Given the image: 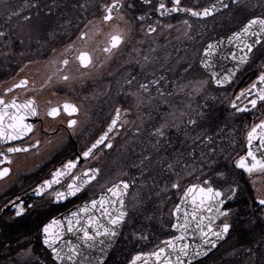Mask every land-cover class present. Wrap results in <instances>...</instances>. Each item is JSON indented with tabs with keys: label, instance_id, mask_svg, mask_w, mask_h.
Segmentation results:
<instances>
[{
	"label": "flooded vegetation",
	"instance_id": "flooded-vegetation-1",
	"mask_svg": "<svg viewBox=\"0 0 264 264\" xmlns=\"http://www.w3.org/2000/svg\"><path fill=\"white\" fill-rule=\"evenodd\" d=\"M213 1L215 0L205 4H200V2L188 4L185 0H181L180 6L201 9ZM241 1L210 17L197 19L180 12L160 16L158 14V0H153L150 3L132 0L133 7L128 10L134 14L132 20L134 21L133 26H136L134 30V37L136 39L128 40L125 32L126 24L120 23L122 21L118 16L119 8L114 15V19L109 24L114 22L120 26L119 30L124 33L125 43L111 55L101 51L103 42L105 41L104 38L109 33V31L104 30L102 32L101 27H99L100 24L104 23L95 22L90 27L85 28L91 19L101 18L104 9L101 11L100 17H92L81 23L82 18L77 23H73L74 9L71 7L56 8L61 16L59 23L55 24L52 29L53 32L51 31L52 46L49 51L41 59L30 60V62L38 63L30 64V62H27L19 67L6 82V86L2 88L1 95L5 100L13 96L32 98L39 105L38 108L42 110V114L31 134L22 140L6 144L0 149V153H3V155H0V160L9 159L8 163L0 164V170L5 167L9 170L5 176L0 178V181L7 179L12 174L16 165L31 162L40 156H48L54 159L47 168V171L39 175L33 183H0V264H57L53 262L49 249L43 245L41 231L43 225L57 214L85 201L103 191L117 180L122 179L118 178L106 184L98 183L100 178H103V166L98 165L92 160L98 155L104 158L108 155L106 153L111 154L115 147L120 152L122 144L128 147L131 144L130 141H133V138L138 136L137 134L140 133L142 135L144 133V130L142 129L141 131L136 128L137 126L145 128L146 138L143 141L146 144L145 146L144 143L130 145L131 151L126 154L127 156L134 157L139 155L142 158L149 159L152 166L147 171L153 173V160L160 154L164 158H177L179 160L185 157H199L202 154H206V158L208 157L210 162L199 166L196 179L191 183L203 186L204 181H210L213 188L224 193L221 188L216 186L217 139L215 123L217 97L215 94L217 88L211 85L209 75L203 72L198 61L202 49L208 41L222 35H227L238 27L219 32L218 34L216 32L210 34V30L214 26L208 25L206 22L211 18L226 13L232 8H239L238 5ZM260 1L255 0V3L259 4L258 8L260 12H263L264 6L260 5ZM123 2L121 0V3ZM164 3L166 8L173 7L172 0H164ZM150 4L152 6H148ZM240 9L245 14H249L247 9ZM260 12L257 11L255 15H259ZM141 16L145 17V19L139 20L138 17ZM174 20H177V22H174ZM185 20L188 21L187 25L183 23ZM149 25L155 27L156 31L149 33ZM189 26H194L195 29L187 37L189 40L186 39V43L182 47L179 40L174 39L180 37L181 33L182 35L188 33L189 31L186 30ZM82 32L88 33V36L83 40L78 39ZM263 41L264 38L261 43ZM170 42L173 43L170 45ZM258 46L250 53L244 68L236 74L232 83L240 80V85L236 87L232 95L235 92L250 89L255 79L261 72H264V67L262 69L251 67L253 53ZM196 49L197 51L199 50L197 56L198 71L206 76L210 85L195 91L194 96L188 98L189 101L185 107V102H181L179 98L182 95L184 99L185 90L181 92L179 88L184 83L183 80H189L191 76L190 71H187L185 75L188 77H184V75L182 78L179 77L178 73L179 71L182 73L183 69V65L179 63H182L181 57L183 51L194 52ZM81 52H86L91 56L92 63L88 67L81 66L76 59ZM98 53L100 55L97 57ZM145 55L149 57V61L147 62L143 59ZM64 59L69 60L67 65L62 63ZM48 60H51L50 71L46 65ZM97 73H101L98 118L104 117L106 120L101 128L96 131L89 126L87 128L86 123L81 127V106L79 104L83 103L84 89L87 85L92 84L89 82L85 83L84 80L87 77L93 78L97 76ZM130 75L136 76L137 82H147L148 80L163 76L165 79L161 82V88L166 93H171V95L161 99L153 88L151 102L149 103L147 97H145V103L138 105L136 97L130 95V93L137 91L135 83L132 88H129L124 83L125 79L129 78ZM170 75H173L172 79ZM63 76H68L69 79L65 81L62 79ZM41 79L43 80L42 83L40 82ZM21 81H27V83L17 87ZM11 86L13 87L11 91L5 93L4 90ZM259 89L253 90L236 108L245 106L249 100L255 98ZM189 92L187 91V93ZM109 98H111L110 100L113 99L110 107L107 105ZM65 103L75 105L78 111L69 115L60 108L57 115H48L51 109H58L60 105ZM193 106L194 110L190 115L194 118H196L197 113H204V116L198 120V125L195 127L187 124L188 116L180 117L181 113H185L186 108L191 109ZM117 109H120V122L115 126V130L109 133L108 142L112 144L111 148H107L105 145L98 146V149L93 150L87 159L80 162L71 171L69 176L62 180L61 184L53 186L46 195L43 197L28 196L22 200L21 197L27 191L40 181L50 177L51 173L64 161L74 159L77 154L87 149L103 132ZM124 112L127 113L123 115ZM239 114H242L248 120L243 133L245 136L255 124L264 121V103L258 102L255 108L251 107ZM134 116L135 118L133 119ZM127 119H130V121L126 122ZM69 120H76L77 124L73 128H69ZM208 121L210 122V136H205L203 142H201V138L194 139V145L189 146V151L187 152L185 133L189 132L191 134L193 130H199L198 126L201 123L207 127ZM165 123L169 125L165 129L166 135L157 143L156 138L151 136V133L156 127ZM132 126H135V128L130 129ZM209 137L211 138L210 143L208 142ZM83 139L85 143L82 142ZM245 143L246 141L243 143V152L246 150ZM15 146L23 147L27 151L7 152L9 148ZM179 162L171 169L167 165L166 169L164 168L166 174L182 167L181 163L183 161ZM205 162L207 161L205 160ZM91 167L97 168L99 173L96 179L85 185L84 189L77 193V195L69 196L67 199L60 200L59 202L53 198L55 192L64 191L67 188V185L71 182V176H76L81 171ZM233 169L237 172L240 182L233 184L227 194L224 193L223 199L225 203L222 205V209L230 210V215L226 219L225 217H219L213 222L216 230L224 222L229 223L231 228L216 243L215 247L208 250L202 257L188 264H264V205L259 204V201L264 199V170L255 169L249 173L241 171L236 167ZM124 179L128 180L126 177ZM128 181L130 182L126 201L128 215L104 264H125L134 254L152 252L157 247L164 245V241L174 237L177 233L172 227V213L169 216L157 218H154L152 215L145 218L137 215L131 218L128 208V198L131 195L133 184L130 180ZM233 189L235 190L234 192L232 191ZM229 197L231 198L229 199ZM17 202H22L24 208V212L20 216L16 215ZM6 205L8 209L2 211ZM191 227L195 226L192 224ZM160 233H162L161 242L156 246L149 245L148 243L152 242L153 235ZM190 233L193 232L190 231ZM197 233L199 235V244L202 247L207 246V244H203L198 231ZM184 236L186 238L188 235L184 234ZM139 243L149 245V247L135 249ZM128 249L132 251L129 252L127 260L121 261V257L116 258L120 251L128 252Z\"/></svg>",
	"mask_w": 264,
	"mask_h": 264
},
{
	"label": "snow or ice",
	"instance_id": "snow-or-ice-1",
	"mask_svg": "<svg viewBox=\"0 0 264 264\" xmlns=\"http://www.w3.org/2000/svg\"><path fill=\"white\" fill-rule=\"evenodd\" d=\"M145 3H150V0H144ZM223 3V0H220ZM233 3H238L239 0H232ZM173 7L166 8L165 3L161 2L159 4V9L161 15H164L165 12L173 13V12H186L190 13L194 17H207L211 16L213 12L216 10V5H212L211 8H204L202 11H196L192 8H184L181 7V0H172ZM125 5L121 3V0H113L111 4H106L103 6L104 12L102 16L101 23H110L113 19V12L118 8H123ZM129 8L133 5L128 4ZM225 8L228 7L227 4L223 5ZM23 8L18 11L11 12L9 15V19L13 16L21 15ZM26 20L31 19V17H25ZM139 20H144L145 17H138ZM184 24H188V21H184ZM190 27V26H189ZM258 27V31L254 30V28ZM156 31L155 27L151 25L148 26V32L153 33ZM251 32L252 36L257 37L254 43L245 44V48L247 49L243 55L237 57L235 53L232 54L233 60H239L240 63H247L248 54L253 51L255 45H259L261 43L260 37L264 35V18L255 17L250 19L247 24L241 28L239 32H235L232 34V37H229V42L233 38L240 40L245 38L248 33ZM4 32H0V37L5 36ZM88 36L87 32H82L78 39L83 40ZM125 43L124 33L120 31L118 28L109 32L107 38L103 42V46L101 51L106 54L111 55L115 50L119 49V47ZM71 47V46H70ZM216 50V45L208 44L207 48L204 51V57L202 58L201 63L205 68L210 67L208 62V58L213 55ZM154 51V50H153ZM76 59L79 61L81 66L88 67L92 63L91 56L86 52H81ZM144 61H149V57L145 55L143 57ZM138 62V61H137ZM64 65L69 63L68 59H64L62 61ZM187 71V69H186ZM154 75V74H153ZM231 77V73L229 76L224 77L223 80L218 78L216 73L212 74V79L220 85L229 80ZM63 80H68V76H63ZM165 78L163 76L148 80L147 82H137L136 76L130 75L129 78L125 79L124 83L129 88H132L134 83L136 85L137 91L130 93V95L136 97L138 105L145 103V97H147L148 102H151L152 96L151 92L153 88L155 89L157 96L161 99L165 98L171 93H166L161 88V82ZM27 81H21L20 87L25 85ZM204 82H195L193 84L190 82L188 85L180 86L181 90L185 87L192 88L193 91H198L199 86H201ZM257 83L264 84V72H261L257 78ZM257 83H253L251 88L248 89L249 94H251L252 89L257 88ZM8 91H11L9 89ZM243 95V93H241ZM239 99V97H238ZM264 103V88H260L256 93V97L254 99L249 100V104L252 108L257 106V103ZM35 102L32 100L25 101L22 104H18L15 99L11 103L5 102L4 99L0 98V139L6 140H14L19 139L22 136L26 135L28 132L32 131V126L24 123L26 116L28 115H36V109L34 107ZM233 108H236L235 102L232 104ZM8 109H14L13 112H9ZM60 109L53 108L48 112V115L55 116L58 114ZM62 110L67 112L69 115L76 113L78 111L77 107L72 104L65 103L62 106ZM237 111H246L247 108L244 109H236ZM186 113H181L180 117L183 118ZM204 116L203 112L197 113L196 118L192 115H188L187 124L189 126H197L198 120ZM8 119L7 129L5 128V118ZM120 120V109L116 110V118L112 120L111 124L108 126V129L105 131L104 135L92 144L87 151L83 152V158L87 159L93 152L94 149H98V146L105 145L107 148H111L112 144L108 142L109 133L115 130V126L117 122ZM77 124L76 120H69L68 127L73 128ZM175 126V125H173ZM169 127L167 123L161 124L159 127H156L154 131L151 133V136L155 137L157 143L160 142L162 138L165 137L166 132L165 129ZM11 131H8V130ZM12 133H15L13 135ZM259 140V148L264 149V121H261L259 124H256L250 132H248V144L249 150L247 152V156H242L236 162V167L244 169L245 171L251 173L254 169L264 170V158L258 159L256 153L252 150L253 140ZM208 142H211V138H208ZM9 152L16 151H27V149L21 148H9ZM3 155V153H0ZM261 156L264 157V152H261ZM251 158V163L248 162L247 158ZM147 159V158H145ZM80 157H77L75 161L69 160L66 164L63 165L62 168L57 169L55 173L52 174L51 180H45L42 184L38 185V187L34 190V195L38 197H43L48 193L49 190L53 188L54 185H59L62 182V179L66 176H69L71 170L77 167L79 163ZM169 169L173 167L172 164L168 165ZM8 169L5 168L0 170V177L5 176L8 173ZM99 173L98 169H88L83 172L80 176H71L72 182L67 185V188L64 191H58L54 193L53 198L59 202L60 200L67 199L69 196H75L82 189H84L85 185H88L91 181L95 180ZM173 188L179 189L180 185L178 183L172 184ZM129 185L123 181L119 184L114 185L111 188L107 189L108 195L101 196L98 200L92 199L90 202L85 203L81 208H79L76 212L71 214L70 218H67L66 225L62 220L53 218L49 223L43 225L42 234H43V244L46 245L52 251V255L56 260L61 262H68V264H104L103 260L100 257L92 256L91 252L88 250L94 249L97 245H101L99 251L101 255L105 253L106 249L110 247V242L117 236L116 228L121 225L128 213L125 207V201L123 199L124 194L126 193ZM235 191L234 189L232 190ZM200 193V198L197 201L196 193ZM224 193L218 189H215L211 186L210 181H204L203 186L192 185L185 192V197H191L193 202V212L191 214V219L188 218V215H185V219L183 223L173 224V228H177L182 233H188L189 228L192 223H195V231H198L200 234V238L203 244H211L212 247L216 246V243L219 239L223 238V236L229 232L231 225L227 222L222 223V226H219L218 230L214 227V221L219 217L227 218L230 215V210L222 209V205H224L225 200L223 199ZM231 197H229L230 199ZM119 203L120 208H115V205ZM260 205H264V199L259 201ZM31 207V206H29ZM99 210L100 216L95 217L93 212L95 210ZM199 209H204L207 212L214 213L212 216L202 215ZM177 213L180 211V206L177 205L176 210ZM24 212V208L22 202L16 203V215L20 216ZM81 213L86 217V223L83 222V218L81 217ZM107 220V224L103 223L102 220ZM207 221V223H205ZM67 232H76L79 233V237L76 242L62 241V232L65 230ZM214 237L215 239H212ZM184 235L175 236L170 240L164 241V247L158 248L157 251L149 254L147 258L142 255H136L132 258L130 264H137V261H141L142 264H148V259L151 257H155L153 264H183V260L181 257L189 256L190 254H194L195 256H199L200 251H195L194 253H190V245L187 243H183L181 246H177V242L183 241ZM170 249V251H168ZM88 251V255H85V252ZM175 256V260L172 257Z\"/></svg>",
	"mask_w": 264,
	"mask_h": 264
},
{
	"label": "rangeland",
	"instance_id": "rangeland-1",
	"mask_svg": "<svg viewBox=\"0 0 264 264\" xmlns=\"http://www.w3.org/2000/svg\"><path fill=\"white\" fill-rule=\"evenodd\" d=\"M111 1L112 0H85L84 5L82 6H71V8L75 10H73L74 13L79 12L83 14L76 17V15H74L73 13V23H77L78 20H81L82 18L83 20L81 23L92 17H100L103 6L109 4V2ZM210 1L212 0H185V2L188 4L197 2H200V4H205ZM263 3L264 0H261L260 5L262 4V6H264ZM38 4L39 0H0V32L2 31L6 34L5 36L0 37V95L2 93V88H4V86H6L7 84L6 82L9 80V78L12 77V75H14L19 67L27 62H30V60L41 59L52 46L51 31L53 32V26L59 23L61 15H59V11L56 10L57 7H51L49 14L47 13V10H49V8L45 7L44 5L43 7L39 5L40 9H38ZM123 4L125 6L123 8H120L118 11V16L122 21L120 23L126 24L125 32L128 40H135L136 37H134V30L136 29V26H133L134 21L132 20L134 18V14L129 12V7L127 6L128 4L132 5L133 2L132 0H124ZM148 6H152V4ZM238 7L239 8H232L226 13L220 14L208 20V22L206 23L208 25H213L215 28L210 30L209 33L212 34L216 32L218 34L219 32L233 29L239 26L243 21H245L248 15L253 16L257 13V11L260 12V9L258 8L259 4H256L255 0H242L239 3ZM21 8H23L21 15L13 16L11 19H9V15L11 12L18 11ZM240 8L247 9L249 14H245V12L240 11ZM261 14L262 11L259 15ZM26 16L31 17V19L26 20ZM99 19L101 21V18ZM96 21L97 20L95 19H91L89 22ZM174 22H177V20H174ZM99 27H101L103 32V30L113 31L117 28L119 29L120 26L112 22V24H100ZM194 29V26L187 27L186 31L189 32L184 35H182L181 33L180 37L174 40H179L183 47V44L186 43L185 40H189V38L187 37L193 33ZM172 43L173 42H170V45ZM198 51L197 49L194 52H188L186 50L183 51L181 57L182 63H179L183 65L181 74L185 77L187 76L185 75V72L190 71L191 79H184V83L182 84V86L188 85L190 82H192L193 84H195V82H204L201 86H199V88L207 87L210 85L206 76L198 71ZM253 54L254 55L251 61V67L262 69L264 67V41L258 46ZM23 58L25 59L22 60ZM34 63L38 62H30V64ZM97 74L98 75L93 78L87 77V79L84 80L85 83L89 82L92 84L87 85L84 89L85 94L83 96V103L81 102L79 104L81 106V127L86 123L87 128L89 126L96 131L101 128L102 124L106 120V118L104 119V117H101L100 119L98 118L101 73ZM40 82L42 83L43 80L41 79ZM239 85L240 80L232 83L226 88H223L221 91L217 90L215 94L217 97V106L221 108L223 113L224 119H222V122L225 125L224 127H226L225 130L227 131L228 137L227 150L222 151L224 161L222 164H220L219 161H217L216 163V186L221 188L225 194L230 191V188L233 186V184L240 182V180H238V174L233 168H235L234 162L236 158L241 153H243V143L245 142L243 133L248 121L247 118H244L242 114H239L230 106V103L234 97L232 93ZM184 90V99L182 95L179 98L181 99V102H185L186 107L188 104L187 102L189 101L188 98L193 97L195 91H193L192 88L185 87L183 90H181V92H184ZM187 91L190 92L187 93ZM110 99L111 98H109L107 102L108 107H110L113 103V99ZM193 110L194 106L191 109L186 108L185 113L190 115ZM185 116L187 117L188 115ZM134 118L135 116L133 117V119ZM128 121H130V119H127L126 122ZM134 128L135 126H132L130 129ZM136 128L140 129L141 131L143 129L144 133L142 135L140 133L137 134V137L133 136L134 140L130 141L131 144H129L128 147L125 144H122V150L120 152L118 148L115 147L114 151H112L111 154L106 153L108 155L104 158L99 155L93 158L92 161L96 162L98 165L103 166V178H100L98 183L106 184L112 180L125 177L130 180V178L134 177V174L131 173L132 166L129 167V165L126 164V160H124L123 163V159L125 158V156L126 158H128L126 154L130 153L131 146L136 143L141 144L145 142L143 141L146 138L145 128L138 126ZM232 129L235 132H233ZM195 132L196 134L194 135ZM185 134L190 133L186 132ZM191 134L194 135V139L201 138L202 141V134L199 133L198 130H193ZM191 134L188 137L189 139H192ZM185 140L188 139L185 138ZM82 142L85 143V140L83 139ZM221 150L222 149H219V146H217V155H219V152H221ZM53 159L54 158H49L48 156H40L31 162L16 165L15 169L12 171V174L7 179L1 180L0 183H33L39 177V175H42L47 171V168L51 165L50 163L53 162ZM169 160V162H171L172 164L177 160L178 162L183 161V163H181L182 167L175 169L169 174H165V176L162 177L161 181L158 180L157 177L153 179V176L148 178L146 176L145 167H140L138 177L136 176L134 179H132L133 181L130 180L133 184L131 188V195L128 198V208L130 210L131 218H134L137 215L143 218L149 215H152L154 218L160 216H169L182 189L186 186V184L194 182V180L196 179V173L198 172L199 166L203 163L208 164L210 162L209 158H206V154H202L199 157H185V159L182 160ZM205 160L207 162H205ZM153 162L156 163L157 160H153ZM148 166L149 168H151L152 165L149 163ZM174 183H178L180 185L179 189L172 187V184ZM161 234L162 233L154 234L152 242L148 244H152L153 246L158 245L161 242ZM149 245L147 246L145 244L143 245L142 243H139L135 249L149 247ZM131 251L132 250L130 249H128V252L120 251L119 254H117L116 258L121 257V261L124 259L127 260L130 254L129 252Z\"/></svg>",
	"mask_w": 264,
	"mask_h": 264
},
{
	"label": "water",
	"instance_id": "water-1",
	"mask_svg": "<svg viewBox=\"0 0 264 264\" xmlns=\"http://www.w3.org/2000/svg\"><path fill=\"white\" fill-rule=\"evenodd\" d=\"M141 1L144 2V0H141ZM151 1H153V0H150V2H151ZM239 1H240V0H239ZM112 2H113V0H112L111 2H109V4H111ZM161 2L164 3V0H158V9H159V4H160ZM144 3H145V2H144ZM224 4H227L228 7H229V6H231V5L235 4V3H233L232 0H223V3H221L220 0H215V1H213L212 3H210L209 5H207V6L203 7V8H201V9H193V10H196V11H202L204 8H211L212 5H216V6H217V7H216V10H215V11L213 12V14H212V15H214V14L219 13L220 11L226 9V8L223 6ZM118 9H119V8H118ZM118 9H117V10H118ZM117 10H115V11L113 12V16H114L115 13L117 12ZM173 13H174V12H173ZM180 13H183V14H185V15H188V16H191V17H194V16H192L190 13H186V12H180ZM158 14H159L160 16H167V15H169V13H167V12H165L164 15H161V14H160V11H158ZM170 14H171V13H170ZM212 15H211V16H212ZM102 16H103V15H102ZM207 17H210V16H207ZM207 17H194V18H197V19H204V18H207ZM255 17L264 18V17H262V16H253V17L247 19L242 25H240L237 29H235V30L232 31L231 33H229V34H227V35L219 36V37H217V38H215V39H212V40L208 41V42L204 45V47H203V49H202V52H201V54H200V57H199V61H198V63H199V65H200V67L202 68V70H203L207 75L210 76L211 82H212V84H213L214 86H216V87H225V86L229 85V84L233 81V79L235 78L237 72L241 71V70L244 68V66H245L246 63H240L238 59H237V60H233V59H232V54L235 53L237 57L243 55L244 52L247 51V49L245 48V44H248V43H254V41L257 39V37L252 36V35H251V32H249L248 35H247L245 38H242V39H240V40H237V39L233 38V39L231 40V42H229V37H232V34H233V33H235V32H239V31L241 30V28H243V26H244L245 24H247V22H248L250 19H253V18H255ZM95 20H97L96 23H98V22L100 21V19H95ZM101 20H102V17H101ZM100 22H101V21H100ZM92 23H95V22H89V23L85 26V28L90 27ZM254 30H257V31H258V27L254 28ZM109 32H111V31H109ZM106 38H107V37H105L104 40H105ZM263 38H264V35H262V36L260 37L261 41L263 40ZM210 43L216 45V50H215V52L213 53V55H212L211 57L208 58V62H209V64H210V67L205 68V67L203 66V64L201 63V61H202V58L204 57V51H205V49L207 48V45L210 44ZM257 46H258V45H255L254 48L257 47ZM254 48H253V49H254ZM99 55H100V54L98 53V54H97V57H98ZM249 55H250V53L248 54V59H249ZM247 61H248V60H247ZM50 63H51V60H48V61L46 62V65L48 66L49 71H50ZM213 73H216V74L218 75V78H220L221 80H223L224 77L229 76L230 73H231V77H230L229 80H227V81L224 82L223 84L218 85V84L215 82V80L212 79V74H213ZM49 75H50V73H49ZM257 78H258V77H257ZM257 78L255 79V81H254L253 83H257ZM253 83H252V84H253ZM252 84H251V86H252ZM263 87H264V84H259V83H257V88H255V89H259V88H263ZM12 88H13V87L11 86L10 88L4 90V92L6 93V92H8L9 89H12ZM250 88H251V87H250ZM255 89H252V91L255 90ZM241 93H243V95H241ZM248 95H249L248 89H246L245 91H239V92L234 96V98L232 99V101H231V103H230V106L232 107V104L235 102L236 107H237V106H238V105L244 100V98L247 97ZM238 97H239V99H238ZM0 98H2V99L5 100V98H4L3 96H1V95H0ZM13 99H15L16 102H17L18 104H22V103H24L25 101H28V100H32V101L35 102L34 107H35V109H36V115H28V116H26V118H25V120H24V123L29 124V125L32 126V131H33L34 128H35V126H36V124H37V122L40 120V118H41L40 116H41V114H42V110H40V108H38L39 105H38L37 102H36L34 99H32V98H18V97H16V96H13V97H11V98L8 99V100H5V102L11 103V102L13 101ZM253 99H254V98H253ZM69 104H70V103H69ZM63 105H64V104L60 105V106L58 107V109L62 108ZM232 108H233V107H232ZM244 108H247V110H248L249 108H251V105L249 104V102H248L245 106L240 107L239 109H244ZM236 109H237V108H236ZM8 111H9V112H13L14 109H8ZM236 111H237V110H236ZM237 112H242V111H237ZM126 113H127V112H124L123 115H125ZM115 118H116V112H115L114 116L111 118V120L109 121L108 125H107V126L105 127V129L103 130V132H102V133H101V134H100V135H99V136H98V137H97V138H96V139L90 144V146H89L88 148H90V147L92 146V144L95 143V141H96L97 139H99L101 136L104 135L105 131L108 129V126L111 124L112 120L115 119ZM8 122H9V121H8V119H7V117H6V118H5V128H6V129H7V124H8ZM118 122H120V120H119ZM118 122H117V123H118ZM257 124H259V123H257ZM255 125H256V124H255ZM255 125H254V126H255ZM254 126H253V127H254ZM253 127H252V128H253ZM252 128H251V129H252ZM251 129H250L248 132H250ZM8 131H11V130L9 129ZM32 131L28 132L26 135L22 136V137L19 138V139H14V140L0 139V149H1L4 145H6V144L14 143L15 141H19V140L24 139V138L27 137L29 134H31ZM248 132H247L246 135H245V141H246V143H245V148H246V150H245V152H244L243 154L239 155V156L236 158V160H235V162H234L235 167H236V162L240 159V157H242V156H245V157H246V156H247V152H248V150H249V144H248ZM12 134L15 135V133H12ZM251 147H252V150L256 153L258 159L264 158V157L261 156V152H264V149H260L259 151H257V148H259V140H258V139H257V140H253V143H252ZM13 148H21V149H24L23 147H18V146H15V147H13ZM88 148L85 149L83 152L87 151ZM94 150H95V149H94ZM7 152H8V153H14V152H9V151H7ZM16 152H19V151H16ZM83 152L77 154V156H76L74 159H71V160L75 161V160L77 159V157H80L79 163L82 162L83 160H85V158H83ZM247 160H248L249 163H251V158H250V157H248ZM68 161H69V160L64 161L61 165H59V166H58V167H57V168L51 173L50 177H48V178H46V179L40 181V182H39L38 184H36L32 189H30L29 191H27L26 194H25L23 197H21L22 200H23L24 198L28 197V196H36V195H34V190L38 187V185L42 184L43 181H45V180H51V179H52V174L55 173L57 169L62 168L63 165L66 164ZM5 162L8 163V162H9V159H5V160L1 159V160H0V164L5 163ZM79 163H78V164H79ZM78 164H77V165H78ZM5 168H6V167H5ZM5 168H3V169H5ZM91 168H92V169H97V168H94V167H91ZM236 168L239 169V170H241V171L247 172V171H245L244 169H241V168H238V167H236ZM3 169H2V170H3ZM88 169H90V168H87V169L81 171V172H80L78 175H76V176H80L83 172L87 171ZM257 169H259V168H257ZM254 170H255V169H254ZM71 171H72V170H71ZM66 177H67V176H66ZM66 177H64L63 179H65ZM0 178H1V177H0ZM63 179H62V180H63ZM121 181H123V182H125V183H127V184L129 185V182H128L127 180H125V179L117 180L116 182H114L113 184H111L109 187L105 188L103 191L99 192L98 194H96V195H94V196H92V197L86 199L85 201H83V202H81V203H78V204L72 206L71 208H69V209H67V210H65V211H63V212L57 214V215H56L55 217H53V218H56V219L62 220V221L65 223V225H66L67 218H70V217H71V214H72L73 212H76V211H77L79 208H81L85 203L90 202L92 199H97V200H98V199H99L101 196H103V195H108V196H110V194L107 193V189L113 187V186L116 185V184H119ZM71 182H72V180H71ZM71 182H70V183H71ZM70 183H69V184H70ZM192 185L202 186L201 184L191 183V184H188V185L185 187V189H184L183 192L181 193V195H180L178 201L176 202L175 206H174L173 209H172V215H173V223H172V225H173V224H176V223H183L186 214L188 215V218L191 219V214H192V212H193V207H194V206H193V202H192L191 197H190V196H189V197H185V192H186V190H187L189 187H191ZM54 186H55V185H54ZM128 190H129V188L127 189L126 193H125L124 196H123V199H124V201H125V207H126V197H127ZM199 198H200V193L197 192V193H196V199H197V201L199 200ZM177 205L180 206V211H179L178 213L175 211ZM221 207H222V206H221ZM115 208H120L119 203H117V204L115 205ZM6 209H8V206H7V205L3 208L2 211L6 210ZM126 210H127V209H126ZM199 211L201 212L202 215H205V216H212V215H214V213L207 212V211L204 210V209H199ZM93 215H94L95 217H99V216H100V212H99V210H98V209L95 210V211L93 212ZM81 217L83 218V222L86 223V222H87V221H86V217L84 216L83 213H81ZM53 218H52V219H53ZM52 219H51V220H52ZM51 220H50V221H51ZM50 221H49V222H50ZM49 222H47V223H49ZM102 222L105 223V224H107V220H106V219H105V220H102ZM123 223H124V222H123ZM123 223H122L121 225L117 226V228H116L117 236H116L114 239H112V241L110 242V247H108V248L106 249V251H105V253L103 254V256L101 255V253H100V251H99L100 247H102L101 245H97L96 248L91 249V250H88V251L91 252L92 256L100 257V258L103 260V262L106 260V258H107V256L109 255V253H110V251H111V249H112V247H113L115 241L117 240V238H118V236H119V234H120V231H121V229H122ZM192 224L195 226V223H194V222H193ZM218 228H219V227H218ZM218 228H217V230H218ZM173 229H175V230L177 231V233H176L175 236H180V235H182V234H183V235H184V234H187V235H188L186 238H185V236H184V240H183V241H179V242H177V246H178V247L181 246L183 243H187V244L190 245V253H194L195 251H200V253H201L199 256H195L194 254H190L189 256L181 257V259L183 260V264H188V263H190V262H192V261H194V260H196V259L202 257L203 255H205V253H206L208 250H210V249L213 248L211 244H207V246H205V247H202V246L199 244V242H198L199 235H198L197 231H195V227H190L189 230H188L189 233H182V232L179 231L177 228H173ZM190 229H191V230H190ZM190 231H192L193 233H190ZM79 235H80V234H79V233H76V232H67L66 227H65V230L62 232V241H64V242H67V241L76 242L77 239H78V237H79ZM175 236H174V237H175ZM223 237H224V236H223ZM172 238H173V237H172ZM172 238H170V239H172ZM211 238H212V239H215L214 237H211ZM170 239H168V240H170ZM221 239H222V238H221ZM221 239H219V240H221ZM219 240H218V241H219ZM218 241H217V242H218ZM42 242H43V234H42ZM43 245H44V244H43ZM164 246H165V245H162V246H160V247H164ZM45 247H47V246L45 245ZM160 247H158V248H160ZM47 248H48V247H47ZM158 248H156V249H155L154 251H152V252L157 251ZM48 249H49V248H48ZM49 251H50V253H51L52 260H53L54 263H57V264H68V262H66V261H65V262H61V261H59V260H56V259L53 257V255H52V251H51V249H49ZM88 251L85 252V255H88ZM168 251H170V249H169ZM152 252H147V253H143V254H141V253L134 254V255L131 257V259H130L127 263H125V264H130L132 258H133L134 256H136V255H142L143 257L147 258V257L149 256V254L152 253ZM172 259L175 260V256H173ZM154 260H155V257H151L150 259H148V264H153ZM137 264H142V262H141V261H137Z\"/></svg>",
	"mask_w": 264,
	"mask_h": 264
},
{
	"label": "trees",
	"instance_id": "trees-1",
	"mask_svg": "<svg viewBox=\"0 0 264 264\" xmlns=\"http://www.w3.org/2000/svg\"><path fill=\"white\" fill-rule=\"evenodd\" d=\"M84 1L85 0H39V4H38L37 8L40 9L39 5H41L42 7L44 5L45 7L49 8V10H47V13L50 14V8L53 7V6L54 7H66V6H68V7L76 6L77 7V6H80V5L81 6L84 5ZM40 2H41V4H40ZM74 15H76V17H77V16H80V15H83V14L78 12V13H74ZM261 15L264 16V10H263ZM249 16L250 15H248V17ZM178 75H179L180 78L183 77L182 74H181V71H179ZM170 77L172 79L173 75H170ZM222 89L223 88H217V90H220V91ZM222 119H224L222 110H221V108L216 106V123H215L216 124V139H217V146H219V149H222L221 152H219V155H217V159L216 160L219 161L220 164H222L223 161H224V158H223L224 156H223L222 151L223 150H227V147H228L227 146V140H228L227 131L225 130L226 127H224L225 125L223 124ZM198 128H199V130H198L199 133L202 134V136H201L202 137V141L201 142H203L205 136H207V137L210 136V122L208 123L207 127L204 124L201 123V125H199ZM233 132H235V131L233 130ZM195 134H196V132L194 133V135ZM189 135L190 134H186L185 135V138L188 139V140H185L186 149H187L186 151L187 152L189 151V146H193L194 142H195L194 141V135L191 134V137H192L191 140H189V138H188ZM145 144H146V142H144V146H145ZM169 159H172V158H164L161 154L158 155V157L155 159V160H157V162L154 163V170L155 171H153V173L150 172V171L149 172L147 171V169L149 168L148 165L150 163L149 159L142 158L139 155L134 156V157L133 156H128V158H126V156H125V158L123 159V163H124V160H126V164H128L129 167L132 166L131 173L134 174V177L130 178V180L134 179L136 176L138 177L139 172H140V167H145L146 168V176L148 178L153 176V179H155V177H157L158 180L161 181L162 177L165 176V174H166L165 169H166L167 165L172 164L171 162H169L170 161ZM176 164H178V160L176 162L174 161L172 165L175 166Z\"/></svg>",
	"mask_w": 264,
	"mask_h": 264
}]
</instances>
